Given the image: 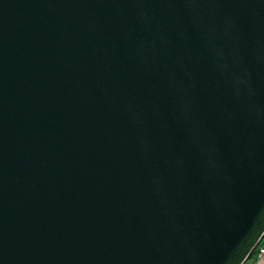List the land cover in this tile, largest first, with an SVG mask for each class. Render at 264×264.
Instances as JSON below:
<instances>
[{"label": "water", "instance_id": "obj_1", "mask_svg": "<svg viewBox=\"0 0 264 264\" xmlns=\"http://www.w3.org/2000/svg\"><path fill=\"white\" fill-rule=\"evenodd\" d=\"M264 234V0H0V264H244Z\"/></svg>", "mask_w": 264, "mask_h": 264}, {"label": "built area", "instance_id": "obj_2", "mask_svg": "<svg viewBox=\"0 0 264 264\" xmlns=\"http://www.w3.org/2000/svg\"><path fill=\"white\" fill-rule=\"evenodd\" d=\"M264 260V234L256 244L255 248L252 250L248 259L245 261L246 264L250 261V264H257L259 260Z\"/></svg>", "mask_w": 264, "mask_h": 264}, {"label": "crops", "instance_id": "obj_3", "mask_svg": "<svg viewBox=\"0 0 264 264\" xmlns=\"http://www.w3.org/2000/svg\"><path fill=\"white\" fill-rule=\"evenodd\" d=\"M257 264H264V260H259Z\"/></svg>", "mask_w": 264, "mask_h": 264}, {"label": "rangeland", "instance_id": "obj_4", "mask_svg": "<svg viewBox=\"0 0 264 264\" xmlns=\"http://www.w3.org/2000/svg\"><path fill=\"white\" fill-rule=\"evenodd\" d=\"M246 264H250V261H248Z\"/></svg>", "mask_w": 264, "mask_h": 264}]
</instances>
